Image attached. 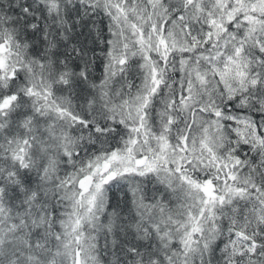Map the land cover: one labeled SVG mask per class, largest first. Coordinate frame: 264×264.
Returning <instances> with one entry per match:
<instances>
[{
  "label": "snow or ice",
  "instance_id": "obj_1",
  "mask_svg": "<svg viewBox=\"0 0 264 264\" xmlns=\"http://www.w3.org/2000/svg\"><path fill=\"white\" fill-rule=\"evenodd\" d=\"M0 264H264V0H0Z\"/></svg>",
  "mask_w": 264,
  "mask_h": 264
}]
</instances>
